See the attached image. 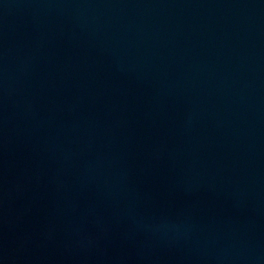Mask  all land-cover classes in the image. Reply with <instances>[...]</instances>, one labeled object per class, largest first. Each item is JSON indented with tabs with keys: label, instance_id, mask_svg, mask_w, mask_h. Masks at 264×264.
<instances>
[{
	"label": "water",
	"instance_id": "95a60500",
	"mask_svg": "<svg viewBox=\"0 0 264 264\" xmlns=\"http://www.w3.org/2000/svg\"><path fill=\"white\" fill-rule=\"evenodd\" d=\"M0 264H264V0H0Z\"/></svg>",
	"mask_w": 264,
	"mask_h": 264
}]
</instances>
